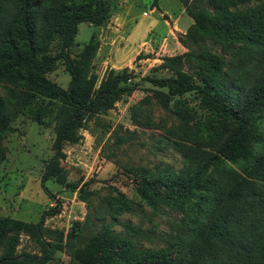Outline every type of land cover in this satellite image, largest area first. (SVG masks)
Wrapping results in <instances>:
<instances>
[{
	"label": "trees",
	"instance_id": "1",
	"mask_svg": "<svg viewBox=\"0 0 264 264\" xmlns=\"http://www.w3.org/2000/svg\"><path fill=\"white\" fill-rule=\"evenodd\" d=\"M70 1L0 0V163L1 137L11 132L16 114L31 112L40 123L50 111L36 99L57 101L52 156L41 181L58 185L66 177L58 165L63 145L76 144L95 115L111 110L129 92L132 74L127 68L106 70L97 80L93 35L76 59L70 58L77 24L99 27L108 15L107 0ZM179 2L192 20L178 37L186 52L162 58L155 70L164 75L143 81L160 90L162 108L174 116L160 139L180 155L183 166L177 173L143 171L136 188L142 201L173 212L177 221L160 247H142L139 240L150 230L123 224L114 231L101 223L86 244L91 255H81L75 264H264V0ZM55 36L57 51L49 55ZM57 62L70 78L64 90L45 79ZM188 93L197 98L195 109L182 98ZM139 105L131 107L130 120L146 126L150 120L141 121ZM115 139V145L123 140ZM112 193L95 206L79 191L78 199L91 211L66 238L94 226L92 218L115 221L135 206ZM58 212L57 204L43 216ZM20 234L39 245V256L15 255ZM62 239V232L43 227V218L36 224L0 218V264H43Z\"/></svg>",
	"mask_w": 264,
	"mask_h": 264
},
{
	"label": "rangeland",
	"instance_id": "2",
	"mask_svg": "<svg viewBox=\"0 0 264 264\" xmlns=\"http://www.w3.org/2000/svg\"><path fill=\"white\" fill-rule=\"evenodd\" d=\"M86 1L71 0L69 5ZM107 5L108 15L101 26L77 24L69 56L75 60L82 45L93 35L98 42L92 60V72L97 80L106 70L127 68L132 72L126 83L129 92L123 94L111 110L95 115L86 129L80 131L81 139L76 144L63 145L64 157L58 165L66 172L65 184L58 185L50 179L41 181L44 167L52 156L57 101L37 98L35 104L49 109L50 113L38 123L32 120L31 112H19L9 123L11 132L1 137L4 160L0 163V218L30 224H36L43 218L44 228L63 234L61 243L51 247L43 264H75L80 262L81 255L87 258L91 252L87 250L86 244L101 223H110L114 231H121L123 224L150 230L152 234H145L139 240L142 247H160L164 245V235L171 231L172 223L177 221L173 212L153 209L136 194L137 177L141 172L154 174L156 171L168 170L177 173L183 166L180 155L164 139H160L165 135L164 129L173 124L174 116L162 108L157 94L160 90L143 81L146 76L164 75V72L155 69L161 59L167 57V41L161 42L162 37L150 55L139 50L142 45H139L138 39L143 24L155 18L156 11L161 12L169 7L181 10V4L179 0H107ZM152 8L155 10L150 13ZM181 22L187 25L192 20L182 16ZM179 36L181 34L175 35L177 41ZM146 38L148 40L150 34ZM57 43L55 36L50 44L49 55L57 51ZM159 48H162L163 53H157ZM183 50L180 54L186 52L185 48ZM45 79L64 90L70 78L62 63L57 62ZM182 98L189 107L195 109V95L188 93ZM138 104L144 114L140 120L143 121L145 117L150 120L146 126H134L131 123L130 109ZM117 136L123 139L119 145H115ZM42 186L52 198L45 195ZM79 191L95 206L103 205L113 191L123 194L135 206L115 221H95L92 218L94 226L67 239L71 226L82 222L91 211L78 199ZM57 204V214L43 216L44 212ZM14 253L39 256L41 249L31 238L20 234ZM94 260L98 262V257Z\"/></svg>",
	"mask_w": 264,
	"mask_h": 264
},
{
	"label": "crops",
	"instance_id": "3",
	"mask_svg": "<svg viewBox=\"0 0 264 264\" xmlns=\"http://www.w3.org/2000/svg\"><path fill=\"white\" fill-rule=\"evenodd\" d=\"M180 3V2H179ZM155 8V7H154ZM152 8L149 12L152 13L155 9ZM167 8L156 11V16L153 19H149L148 22L143 24L141 36L138 39L140 51L144 54H152L155 48L160 44V39H165L166 43V55L167 57L175 56L182 53L184 48L179 44L175 35H183L186 28L192 23L187 25L182 24V16H186L184 8ZM160 10V9H159ZM147 34H150V38L146 40Z\"/></svg>",
	"mask_w": 264,
	"mask_h": 264
},
{
	"label": "built area",
	"instance_id": "4",
	"mask_svg": "<svg viewBox=\"0 0 264 264\" xmlns=\"http://www.w3.org/2000/svg\"><path fill=\"white\" fill-rule=\"evenodd\" d=\"M161 42H163V43H164V42H165V39H162V41H161ZM160 47H161V46H160ZM161 49H162V48H159V49L157 50V53H159V52H160V53H161V52L163 53V51H161Z\"/></svg>",
	"mask_w": 264,
	"mask_h": 264
}]
</instances>
